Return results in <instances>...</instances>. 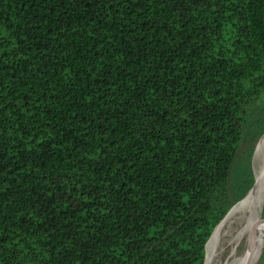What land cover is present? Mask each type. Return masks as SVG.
Listing matches in <instances>:
<instances>
[{"label":"trees","instance_id":"trees-1","mask_svg":"<svg viewBox=\"0 0 264 264\" xmlns=\"http://www.w3.org/2000/svg\"><path fill=\"white\" fill-rule=\"evenodd\" d=\"M262 135L264 0H0V264H203Z\"/></svg>","mask_w":264,"mask_h":264},{"label":"bare ground","instance_id":"bare-ground-1","mask_svg":"<svg viewBox=\"0 0 264 264\" xmlns=\"http://www.w3.org/2000/svg\"><path fill=\"white\" fill-rule=\"evenodd\" d=\"M262 150H264V136L259 139L255 152L259 154ZM263 191L264 160L254 173L252 190L239 203L231 207L223 220L213 230L206 244L204 264H256L258 262L264 251V223L256 226V221L260 218ZM252 235L254 249L250 251L247 241ZM244 241V250L237 255L238 247ZM227 249H229L228 256L221 257L220 260L216 261V257L223 254Z\"/></svg>","mask_w":264,"mask_h":264},{"label":"rangeland","instance_id":"rangeland-1","mask_svg":"<svg viewBox=\"0 0 264 264\" xmlns=\"http://www.w3.org/2000/svg\"><path fill=\"white\" fill-rule=\"evenodd\" d=\"M262 136H264V135H262ZM262 136H261V137H262ZM261 137H260V138H261ZM260 138H259V139H260ZM259 139H258V141H259ZM258 141H257V143H258ZM257 143H256V145H257ZM256 145H255V149H256ZM255 149H254L253 156H252V165H253L254 172L256 171V169H258V168L261 166V164H262V162H263V160H264V150H262L259 154H256ZM254 161H256V162H254ZM257 161H258V162H257ZM257 163H258V164H257ZM255 165H256V166H255ZM256 228H257V227H256ZM257 230H258V228H257ZM244 247H245V241L242 242V243L240 244V246L238 247L237 255L240 254V253L244 250ZM228 254H229V249L225 250V252H224L223 254H221L220 256L216 257V261L220 260L221 257H226V256H228ZM260 257H261V256H260ZM259 260H260V258H259ZM259 260H258V262H257L256 264L259 263ZM263 264H264V263H263Z\"/></svg>","mask_w":264,"mask_h":264},{"label":"water","instance_id":"water-1","mask_svg":"<svg viewBox=\"0 0 264 264\" xmlns=\"http://www.w3.org/2000/svg\"><path fill=\"white\" fill-rule=\"evenodd\" d=\"M254 169H253V165H252V162H251V175H252V177H253V179H254ZM253 186H254V180L252 181V183H251V185H250V187H249V189H248V191H247V194L245 195V197L248 195V193L252 190V188H253ZM244 197V198H245ZM241 201V200H240ZM239 201V202H240ZM239 202H237V203H239ZM236 203V204H237ZM227 214V213H226ZM226 216V215H225ZM224 216V217H225ZM223 220V219H222ZM262 223H264V191H263V195H262V198H261V205H260V218L256 221V226H259L260 224H262ZM216 228V227H215ZM212 234V233H211ZM211 236V235H210ZM210 236H209V238H210ZM209 238H208V240H209ZM252 238H253V235L252 236H250L249 237V240L247 241V243H248V247H249V250L250 251H253V249H254V245H253V243H252ZM208 240L206 241V243H205V245L207 244V242H208ZM204 248H205V246H204ZM204 263H205V256H204ZM203 263V264H204Z\"/></svg>","mask_w":264,"mask_h":264}]
</instances>
